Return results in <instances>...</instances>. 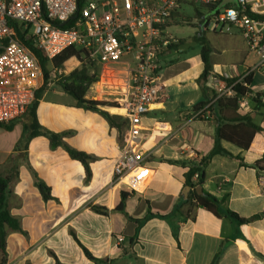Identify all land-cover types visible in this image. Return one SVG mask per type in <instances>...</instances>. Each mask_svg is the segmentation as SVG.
Here are the masks:
<instances>
[{
  "label": "crops",
  "instance_id": "crops-1",
  "mask_svg": "<svg viewBox=\"0 0 264 264\" xmlns=\"http://www.w3.org/2000/svg\"><path fill=\"white\" fill-rule=\"evenodd\" d=\"M205 18L200 16L199 27ZM173 24L172 14L164 32L177 39L178 46L160 56L162 95L141 121L142 148L148 160L141 168L145 179L135 185L136 190L112 181V167L122 153L127 125L118 130L100 114L76 107L54 82L38 101V123L48 131L63 133L66 145L92 157L89 178L79 162L61 147L51 149L43 136L20 146V119L10 130L0 127V176L11 177L8 209L26 233H8L5 264H54L55 258L61 264H94L72 234L95 259L107 260L106 264H210L217 253L218 264H264V193L259 184L264 174L253 167L264 153V114L258 110L253 116L263 131L255 135L248 150L221 141V148L232 157L214 155L205 169L201 188L219 201V216L196 207L184 184L186 168L169 161L207 155L214 147L216 123L210 111L203 120L193 117V106L207 102L212 93L204 94L197 83L203 70L200 53L179 61L184 42L168 34ZM222 26L229 32L220 31L218 52L210 49V71L222 78H238L257 62V56L235 27ZM102 75L85 98L118 105L123 93L120 73ZM259 82L256 77L253 84ZM102 109L108 111V107ZM109 111L121 117L119 111ZM33 173L50 188L51 200H42ZM122 192L127 197L119 211ZM93 207L107 213L100 214ZM226 211L241 219L263 215L237 223ZM119 237L123 241L116 248Z\"/></svg>",
  "mask_w": 264,
  "mask_h": 264
},
{
  "label": "built area",
  "instance_id": "built-area-1",
  "mask_svg": "<svg viewBox=\"0 0 264 264\" xmlns=\"http://www.w3.org/2000/svg\"><path fill=\"white\" fill-rule=\"evenodd\" d=\"M179 1L85 0L78 8V0H0V124L8 125L23 117L41 82L35 58L13 38L15 30L9 24L11 20L27 30L32 45L48 60L70 47L83 52L82 58L100 71L93 84L103 78V73H120L118 80L123 93L117 106L123 110L121 117L127 127L122 153L112 167V181L136 190L135 185L145 179L141 168L148 160L142 148L141 121L162 95L160 56L170 45L178 43L165 34L164 27L178 9ZM192 1L214 5L219 0ZM211 20L214 27L218 24L235 27L248 50L257 56V62L238 78L209 73L204 85L213 99L194 112L193 117L202 116L216 99L235 97L237 86L245 89L237 97L238 109L247 111L256 106L255 100L259 99L264 114V0H236L218 10ZM61 22L71 24L62 28ZM53 71L58 75L66 72ZM256 77L260 82L253 84ZM246 78H250L249 84L245 83ZM54 81L55 77L51 76L47 87ZM136 170H140L138 175L126 181ZM196 177L195 174L193 179ZM259 184L264 193V179ZM122 241L121 237L116 239L114 247Z\"/></svg>",
  "mask_w": 264,
  "mask_h": 264
},
{
  "label": "trees",
  "instance_id": "trees-1",
  "mask_svg": "<svg viewBox=\"0 0 264 264\" xmlns=\"http://www.w3.org/2000/svg\"><path fill=\"white\" fill-rule=\"evenodd\" d=\"M84 1L85 0H78V8L82 6ZM220 1L221 0H219L214 5L199 3L198 6H196L192 2L190 3V5L194 6L195 17L199 19L202 15V13L200 12L201 9L206 10L207 13L210 14ZM172 14L174 18L179 16L177 10H174ZM9 24L15 30V35L13 38L18 41L35 58L41 71V82L38 88L34 91V99L30 103V105H28L25 114L20 119L22 121V135L19 141V145L22 147H26L27 143L32 138L37 136H43L48 139L51 149L61 147L72 160L79 162L83 166L85 177L89 178L90 170L88 167V162L92 159V157L66 145L63 141V133H54L40 126L36 117V109L38 106V101L47 89V84L50 80L51 70L63 69L65 64L70 59H75L76 61L78 60L79 63H81L80 66H76L74 69H71L67 74L61 75L58 80L54 81V84L59 87L66 95H68L74 100V104L76 107H80L84 110L100 114L106 120L109 126L115 127L118 130H120L122 126L125 127L127 123L123 118L118 115L110 114L111 111H109V109L113 111H119V109H116L118 108L117 104L107 103L103 101H94L85 98V94L88 91L89 87L97 80L98 67L94 64H90L86 61V59H83L81 57L83 52L75 50L73 47L65 49L58 56L54 57L51 60H48L39 48H36L32 45L30 35L28 34L27 30L22 29L21 24L11 20L9 21ZM70 24L71 22L65 23L61 27L68 28ZM199 42L201 45L200 57L203 63V70L197 80V83L200 90L205 94L209 91L205 87L204 81L205 77L209 73H211V66L208 59L210 49L202 37L199 38ZM176 46L178 45H170L168 48H174ZM250 82V78L245 79V83L249 84ZM244 91V88L237 86L235 97L216 99L214 102L211 103L209 107H207V109L203 111L202 116L197 117L198 119L203 120L205 118L206 113L210 111L216 123L214 147L207 155L202 157L196 155L193 159L189 160L169 161L170 163L179 164L186 168V172L184 173L183 178L185 186L188 187V189L190 190L188 193V198H193L195 200L196 207L204 208L207 212L211 213L216 217L219 216V201H217L213 196L205 193L204 191H202V195H199L196 192V188L203 184L206 167L208 166L210 160L214 155L232 157L230 154H228L225 150L221 148V141L230 143L238 149L245 151L248 150L250 145L253 143L255 135L263 131L260 126L256 125L253 122V116L256 114L258 109H260L259 99L255 100L256 106H254L250 112L243 113L238 109L237 97L242 95ZM212 99L213 95L209 97L207 102H202L194 105L192 108L193 112L202 109ZM103 107H108L109 112L104 111L102 109ZM14 122L8 125L0 124V127L5 130H10ZM253 167L259 174H264V153L262 154L261 159L254 163ZM195 174L197 175V177L196 179H193V176ZM33 179L34 185L38 189L42 200H51L52 196L50 193V188L34 173ZM10 181V176H0V264H5L6 262V240L8 233L17 232L26 236V233L20 227L18 219L13 217L8 209ZM120 196L121 202L118 207V210L123 211V205L127 195L126 193L122 192ZM93 209L100 214L107 213V210L104 208L93 207ZM226 215L237 223H248L260 218L263 214H257L248 219H241L236 214L230 211H226ZM72 237L75 242L80 246L84 256L88 260L92 261L94 264L107 263V260L95 259L80 244L74 234H72ZM219 257L220 253H217L213 257L210 264H218ZM54 264L61 263H59L58 260L55 258Z\"/></svg>",
  "mask_w": 264,
  "mask_h": 264
},
{
  "label": "rangeland",
  "instance_id": "rangeland-1",
  "mask_svg": "<svg viewBox=\"0 0 264 264\" xmlns=\"http://www.w3.org/2000/svg\"><path fill=\"white\" fill-rule=\"evenodd\" d=\"M93 1H100V0H93ZM194 3L196 6H198V2H194L192 0H180L179 1V8L177 9V13L179 14L178 17H175V24H173L168 29V34L181 39L184 43L182 45L181 51H183V54H180L179 61L181 60H188L193 58L194 56L198 55L201 50L199 38L202 37L206 42L209 49L218 52L216 49V43L217 39L220 40L221 38H218L220 35V31H222V34H227L229 31H227L226 26H222V24L217 25V30L215 31V36H213L212 30L214 28V22L211 20V13L208 14L206 10H200L203 16H206L205 20L201 23V27L198 25V19L195 17V10L194 6L190 5V3ZM206 26V31L204 32V28ZM232 31H234L232 29ZM82 57V56H81ZM82 59V58H81ZM75 59H70L63 69L66 72H61L60 75H58L55 71L51 70L50 77L54 76L55 81L60 78L61 75L67 74L71 69H74L76 66H80L81 63ZM260 112L261 110L258 109ZM262 113V112H261ZM261 116V115H259Z\"/></svg>",
  "mask_w": 264,
  "mask_h": 264
},
{
  "label": "water",
  "instance_id": "water-1",
  "mask_svg": "<svg viewBox=\"0 0 264 264\" xmlns=\"http://www.w3.org/2000/svg\"><path fill=\"white\" fill-rule=\"evenodd\" d=\"M229 3H236V0H221L217 4V6L215 7V9L211 12V14L212 15L215 14L218 10H220L221 8H223L224 6H226ZM74 18H75V15L73 17H71V19H74ZM63 24H64L63 22L59 23L60 26H62ZM186 190H188V187H186ZM196 192H197V194L202 195V188H201V186H198L196 188Z\"/></svg>",
  "mask_w": 264,
  "mask_h": 264
},
{
  "label": "bare ground",
  "instance_id": "bare-ground-1",
  "mask_svg": "<svg viewBox=\"0 0 264 264\" xmlns=\"http://www.w3.org/2000/svg\"><path fill=\"white\" fill-rule=\"evenodd\" d=\"M119 113L122 114L123 113V110L122 109H119Z\"/></svg>",
  "mask_w": 264,
  "mask_h": 264
}]
</instances>
